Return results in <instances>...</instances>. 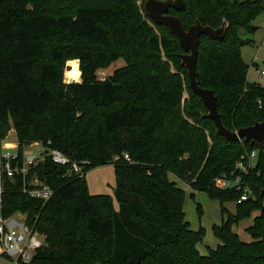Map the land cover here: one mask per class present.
<instances>
[{
	"label": "trees",
	"instance_id": "16d2710c",
	"mask_svg": "<svg viewBox=\"0 0 264 264\" xmlns=\"http://www.w3.org/2000/svg\"><path fill=\"white\" fill-rule=\"evenodd\" d=\"M140 1L147 0H82L72 8L70 1V9L58 10L56 0H0V140L15 130L14 168L24 166L27 146L45 149L27 173L3 177L1 218L25 215L43 240L21 264H264L263 147L219 135L190 87L178 37L153 22ZM183 1V10L169 14L185 30L197 20L213 29L228 23L223 40L201 37L197 63L199 85L214 92L224 126L237 131L264 122V87L248 82L242 58L251 42L243 35L256 29L264 0ZM120 59L125 66L100 80L98 72ZM170 63L187 76L188 100ZM52 149L70 162H53ZM252 151L258 158L249 166ZM106 165L114 166V197L89 190L87 173ZM170 174L218 200L227 216L213 226L222 244L208 255L197 247L206 231L191 229L186 192ZM239 174L250 191L242 202L243 190L215 186L216 178ZM34 180L52 189L50 199L24 192ZM257 210L246 229L253 241L243 242L233 226ZM197 211L201 217L200 204Z\"/></svg>",
	"mask_w": 264,
	"mask_h": 264
},
{
	"label": "rangeland",
	"instance_id": "374dc122",
	"mask_svg": "<svg viewBox=\"0 0 264 264\" xmlns=\"http://www.w3.org/2000/svg\"><path fill=\"white\" fill-rule=\"evenodd\" d=\"M55 8L59 9H70V1L72 2L71 8L74 5H78L82 0H56ZM145 2L140 1L139 5L143 6ZM255 30L252 33H245L243 35L244 39L250 40L251 42L245 45L242 48V58L249 65L248 71V82L249 83H258L262 87H264V75H262V71H264V11L257 17L255 20ZM163 61H168V58L165 54L162 55ZM256 63V65H254ZM80 64V63H79ZM125 61L123 59L118 60L113 63L107 69L100 70L98 72V77L100 80L106 79L108 76L112 75L115 70L125 66ZM170 70L172 73L180 74L182 76V80L184 82V97L185 99H189V93L187 91V76L183 73L181 74V70L178 67H175L172 63H170ZM80 69V68H79ZM67 71H71V66L67 62ZM65 78V74H64ZM66 80V78H65ZM71 83V82H66ZM16 138L15 130L12 129L9 133L8 139L11 140ZM17 141V138H16ZM11 147V146H7ZM12 148V147H11ZM25 152L37 154L38 152H45V149L41 144L35 146V143L29 145L25 148ZM248 160V158H247ZM240 162V161H239ZM238 162V163H239ZM248 162V161H247ZM256 162V161H255ZM254 162V164H255ZM245 165V163H244ZM242 172H247V169H241ZM90 193L93 195H111L114 197V189L116 186V177L115 170L113 165H106L102 167L95 168L91 170L86 175ZM171 181L177 183L179 188H182L186 192V200L184 204V212L186 214V220L189 222L192 230L197 231L200 227H203L206 231L203 242L198 244V250L202 255H208L209 248L216 249L219 245L222 244L221 240L216 238L213 233L214 225H221L222 222L227 218L226 215H222L221 212V204L218 200L211 199L205 192L195 191L190 188L189 185L179 180L173 174L169 175ZM235 181L238 183H244L247 187L248 183L246 178L239 174L234 177ZM194 194V195H193ZM193 195V196H192ZM200 204L203 209V215L200 217L197 211V206ZM236 203L230 202L226 203L225 206L227 209L235 213L236 211ZM115 209L118 210L119 204L114 199ZM261 215V211H255L251 218L245 219L241 221L238 225L233 226V231L238 234L243 242L250 243L253 241L251 235L246 231V229L253 225L256 217ZM15 219L17 220H26V216L23 214H16ZM7 256V255H5ZM13 259V258H11ZM11 259L4 258L0 254V264H16V262ZM14 260V259H13Z\"/></svg>",
	"mask_w": 264,
	"mask_h": 264
},
{
	"label": "built area",
	"instance_id": "2783aa9c",
	"mask_svg": "<svg viewBox=\"0 0 264 264\" xmlns=\"http://www.w3.org/2000/svg\"><path fill=\"white\" fill-rule=\"evenodd\" d=\"M262 75H264V71H262ZM38 145L39 143H35V146ZM7 146H10V144L0 141V204L2 202L3 177L5 175L13 177V175L18 172L25 174L29 169L37 166L44 158V153L42 152H38L37 154H26L25 152L24 166L21 169L19 167L14 168L12 163L18 158V155L16 152H9L8 150L11 149V147ZM48 156L51 157L53 162L60 165H66L70 162L59 150H50ZM125 158L129 159L128 155H125ZM247 158L249 166H253L258 158L257 151H252L250 154H247ZM73 167L75 171H81L76 163L73 164ZM237 168L246 170L248 166L244 165L243 161H240L237 163ZM215 186L221 190L233 188L243 190L239 202L246 201L249 198V188L246 187L244 183L240 184L236 182L234 178L229 179L227 176L218 177L215 179ZM24 192H27L33 198L42 199L44 201L50 199L53 194L49 186L40 183L38 180H34L32 188H25ZM42 244V238L34 229L28 227L26 220L18 222L14 220L13 217L7 220L0 219V254L13 258L16 264L29 263L35 251L41 247Z\"/></svg>",
	"mask_w": 264,
	"mask_h": 264
},
{
	"label": "water",
	"instance_id": "95a60500",
	"mask_svg": "<svg viewBox=\"0 0 264 264\" xmlns=\"http://www.w3.org/2000/svg\"><path fill=\"white\" fill-rule=\"evenodd\" d=\"M146 13L157 25L165 26L172 34L176 35L184 54L180 56L182 65L188 69L190 87L204 103L208 110L207 119L215 123L219 135L228 141H240L254 145L260 143L264 150V122H257L246 128H240L237 131L227 129L222 120L217 107V97L210 89L202 88L197 80V63L199 54L200 39L203 35L215 40H223L226 36L228 23L225 21L218 29L210 26H204L199 20L185 30L180 19L169 14L170 9L178 11L183 10V0H147L144 4ZM80 62V61H79Z\"/></svg>",
	"mask_w": 264,
	"mask_h": 264
},
{
	"label": "crops",
	"instance_id": "0c3cea01",
	"mask_svg": "<svg viewBox=\"0 0 264 264\" xmlns=\"http://www.w3.org/2000/svg\"><path fill=\"white\" fill-rule=\"evenodd\" d=\"M256 22V21H255ZM254 22V26L256 25V23ZM254 64H256V63H254ZM11 132V131H10ZM17 138V137H16ZM16 138H14V139H11V140H0V141H2V142H4V143H8V144H10V146L12 147L11 149H9L8 151L9 152H16V150H17V147H18V144H17V141H16ZM15 217V215L13 216V219L14 220H16V221H18V222H22V221H24V220H17V219H15L14 218ZM0 219H1V216H0ZM2 257H4V258H8V259H11L10 257H7V256H5V255H1ZM12 261H14L15 262V260H13V259H11Z\"/></svg>",
	"mask_w": 264,
	"mask_h": 264
}]
</instances>
